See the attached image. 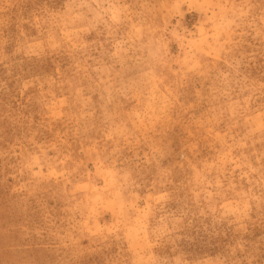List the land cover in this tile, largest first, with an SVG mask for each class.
Returning a JSON list of instances; mask_svg holds the SVG:
<instances>
[{"label":"rangeland","instance_id":"1","mask_svg":"<svg viewBox=\"0 0 264 264\" xmlns=\"http://www.w3.org/2000/svg\"><path fill=\"white\" fill-rule=\"evenodd\" d=\"M0 264H264V0H0Z\"/></svg>","mask_w":264,"mask_h":264}]
</instances>
